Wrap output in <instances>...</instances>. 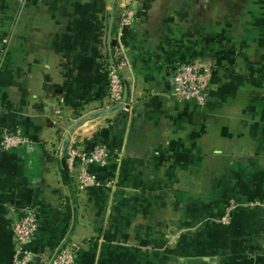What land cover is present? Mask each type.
Returning a JSON list of instances; mask_svg holds the SVG:
<instances>
[{
  "label": "crops",
  "instance_id": "obj_1",
  "mask_svg": "<svg viewBox=\"0 0 264 264\" xmlns=\"http://www.w3.org/2000/svg\"><path fill=\"white\" fill-rule=\"evenodd\" d=\"M125 3L0 0V264L24 208L39 220L30 247L71 238L76 264H264V0ZM120 30L125 94L107 110ZM200 61L202 107L172 94L178 63ZM8 127L29 142L5 149ZM98 141L113 156L91 170L115 183L82 192L68 149Z\"/></svg>",
  "mask_w": 264,
  "mask_h": 264
},
{
  "label": "built area",
  "instance_id": "obj_2",
  "mask_svg": "<svg viewBox=\"0 0 264 264\" xmlns=\"http://www.w3.org/2000/svg\"><path fill=\"white\" fill-rule=\"evenodd\" d=\"M132 0H126L124 6L130 5ZM131 10L125 9L122 20V29L131 23ZM122 36L119 31L113 40L110 54L104 61V69L107 75V89L102 100V109L109 110L122 102L125 94V82L123 70L127 65V57L124 45L118 38ZM212 65L205 61L180 62L174 69L172 94L173 96L194 101L198 106L205 105L208 99V83L212 77ZM261 89L264 93V61L261 67ZM29 142V139L20 128H2L1 145L5 149L18 148ZM112 154L105 142L98 141L87 147L84 143L74 145L68 149V160L70 169L76 177L77 187L82 192H88L92 188L111 186L115 180H102L100 176L91 170L93 165L107 166ZM237 206L231 200L226 207L225 214L218 219L221 223H229L231 212ZM14 255L11 264H31L36 255L47 258L48 264H76L80 253L79 242L64 238L57 248L48 256L42 250L30 247L39 231V220L37 212L33 208H24L18 213L13 223Z\"/></svg>",
  "mask_w": 264,
  "mask_h": 264
},
{
  "label": "rangeland",
  "instance_id": "obj_3",
  "mask_svg": "<svg viewBox=\"0 0 264 264\" xmlns=\"http://www.w3.org/2000/svg\"><path fill=\"white\" fill-rule=\"evenodd\" d=\"M122 6H124V5H122ZM128 6H131V4L130 5H128ZM106 59V58H105ZM105 59H104V61H105Z\"/></svg>",
  "mask_w": 264,
  "mask_h": 264
}]
</instances>
